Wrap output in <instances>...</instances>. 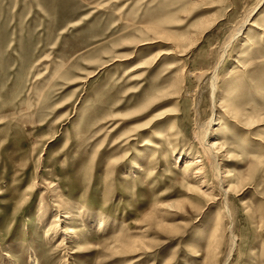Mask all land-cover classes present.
I'll list each match as a JSON object with an SVG mask.
<instances>
[{"label": "rangeland", "instance_id": "obj_1", "mask_svg": "<svg viewBox=\"0 0 264 264\" xmlns=\"http://www.w3.org/2000/svg\"><path fill=\"white\" fill-rule=\"evenodd\" d=\"M211 118L230 215L183 183ZM233 237L264 264V0H0V264H224Z\"/></svg>", "mask_w": 264, "mask_h": 264}, {"label": "bare ground", "instance_id": "obj_2", "mask_svg": "<svg viewBox=\"0 0 264 264\" xmlns=\"http://www.w3.org/2000/svg\"><path fill=\"white\" fill-rule=\"evenodd\" d=\"M247 23V20L246 22ZM245 23L241 24L238 27V30L236 31L235 35L232 37L235 39L236 36H238L240 34V31H242ZM233 40V39H231ZM149 42H145L143 43V45H147ZM189 48L190 49L192 47V44H189ZM229 47V45H228ZM227 47V48H228ZM186 49V51L188 50ZM226 51H224L225 53ZM225 54H223L219 60L217 61L216 65L214 66V68L212 69L211 72H209V76H211L210 78L211 80V85H212V95H211V115H213L214 117V112L216 111L217 107H216V101H215V90H214V83L216 80V76H217V68L220 67V63H222L223 57ZM226 56V55H225ZM228 110H230L231 113H233V118L240 123L239 125H242L245 129H255L256 127H258L261 118L259 117H254V116H246L243 112H240V110H238L235 107H230L225 105ZM229 114V111L227 112ZM231 115V114H230ZM232 118V116H231ZM212 120L213 118H211L210 120H208L207 124L205 125V131L203 133V135L197 136L196 137V141L198 140V143H200V145L202 146V149L204 151L203 152H196L195 157L191 160H188L187 162H185V166H184V175H185V180L183 183L187 184V182L189 183H193L196 184L195 188H188V191L186 192L187 195V199H189L188 201H198L197 197H201L203 198L206 203V205L209 204H213L218 198L220 197V199L223 200V205L225 206V213L228 215H230V211H229V207H228V201H229V195L231 193H240L241 190L239 189V186H233L232 184H230L229 186H227L226 188V183L227 181V177H229L228 175V171H220V167H221V162H220V158H222V156L224 155L223 153L225 152L224 147L220 146L219 144H217V137L216 134L211 135L210 134V126L212 124ZM217 133V132H216ZM258 137V136H257ZM260 138V141H259ZM258 141L263 142L261 139V136H259ZM240 151V150H238ZM179 159H183V157L181 158L180 154H179ZM177 158V160H179ZM178 163V162H176ZM206 165L209 166V169L206 168ZM215 176L216 180H217V189L218 191L215 190V186H213L212 184H210V176ZM240 183V181H239ZM241 184V183H240ZM190 185V184H189ZM188 185V186H189ZM203 188H206L205 190H202ZM218 192V194L216 193ZM195 194H197L195 196ZM218 196V197H216ZM184 209V205L182 206ZM164 208H167L171 211H173L172 209H177L178 207L174 206L173 204L167 205ZM171 208V209H170ZM179 209V208H178ZM177 212V211H176ZM72 215L70 212H67L65 215L59 216L55 218V221L53 223L52 229H58L55 230V237H58L59 242L57 243V249L60 252H64V256L66 255V252L68 253V249H69V245L72 244V240L73 237L77 234L76 229H74L73 227H64L61 230L60 227L62 225V223H66L68 222V220L72 219ZM62 219V220H61ZM68 224V223H67ZM61 235V236H60ZM215 238V237H214ZM213 238V239H214ZM212 239V240H213ZM233 242H232V248L230 250V253L228 254L224 264H227L228 260L231 258L232 255V251L233 248L235 247V240L234 237L232 238ZM216 247H218V244H213L212 246L209 247L208 251H207V255L210 256L211 258H215L216 256ZM77 252V251H76ZM199 256V255H196ZM65 258V257H63ZM66 261V260H64Z\"/></svg>", "mask_w": 264, "mask_h": 264}]
</instances>
